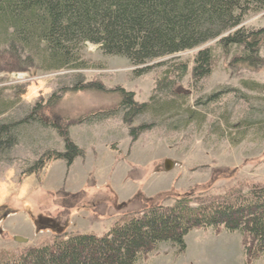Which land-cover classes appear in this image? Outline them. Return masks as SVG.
<instances>
[{
    "label": "rangeland",
    "instance_id": "374dc122",
    "mask_svg": "<svg viewBox=\"0 0 264 264\" xmlns=\"http://www.w3.org/2000/svg\"><path fill=\"white\" fill-rule=\"evenodd\" d=\"M244 24L264 27V12L251 15ZM206 46L214 48L212 75L194 85L189 72L179 82L181 91H189L184 107L191 105L205 118L203 123L186 124L188 114L181 108L162 114L148 111L136 116L131 125L123 121L120 111L93 124H74L91 112L116 106L120 98L112 89L118 86L133 92L138 103L149 101L169 64L190 61L192 68L198 48L151 61L150 70L141 75L136 70L146 65L135 66L125 57L104 54L90 42L83 50L90 66L84 69L0 71V99L6 106L0 120L21 119L37 101L45 103L58 92L59 101L47 105L43 114L53 122L70 121V137L85 151L70 167L57 160L39 176L22 179L26 167L44 151L63 150V141L52 127L38 122L22 126L19 144L0 156V257L50 243L63 233L103 234L124 214L133 213L137 207L124 203L139 190L147 197L195 191L221 198L264 184V91L243 85L247 80L264 84V61L258 67L233 68L230 62L238 50L226 54L216 41ZM260 56L264 60V45ZM78 81H101L107 91H72L70 87ZM16 87L25 90L19 98ZM226 88L237 90L220 102L204 105L209 94ZM164 93L158 97L163 99ZM240 93L248 100L238 97ZM141 124L152 127L132 141L129 128ZM166 161H170L169 170ZM18 237L24 241H17ZM185 239L184 253L163 243L140 264H264V256L244 254L249 242L237 232L194 229Z\"/></svg>",
    "mask_w": 264,
    "mask_h": 264
},
{
    "label": "trees",
    "instance_id": "16d2710c",
    "mask_svg": "<svg viewBox=\"0 0 264 264\" xmlns=\"http://www.w3.org/2000/svg\"><path fill=\"white\" fill-rule=\"evenodd\" d=\"M262 12L264 0H0V71L84 69L90 66L83 56L90 42L104 54L125 57L135 66L146 65L136 70L141 75L150 70L147 64L151 61L198 48L192 68L190 61L169 64L157 79L149 101L138 103L133 92L118 86L112 89L120 98L116 106L91 112L74 124H93L120 111L123 121L131 125L136 116L148 111L162 114L181 108L188 114L186 124L203 123L205 118L201 119L191 105L184 107L189 91H181L179 82L189 72L194 85L212 75L214 48L206 46L212 41L226 54L233 48L239 51L230 62L233 68L262 65L264 27L244 24L248 17ZM243 85L252 91H264V84L255 81H243ZM70 88L107 91L101 81H78ZM15 89L18 98L25 92L20 87ZM235 90L211 93L204 105L220 102ZM162 92L167 95L163 99L158 97ZM60 96L54 92L45 103L37 101L21 119L0 120V156L19 144L22 126L31 122L52 127L63 141L62 151H44L26 167L22 179L39 176L53 161L63 160L70 167L76 158L84 156V149L70 137V121L53 122L43 114L45 107L56 104ZM238 97L248 100L244 93ZM5 110L0 99V115ZM151 127H130L132 141ZM163 199L171 202H160ZM124 204L137 208L103 234H59L50 243L0 257V264H140L163 243L184 253L185 238L194 229L240 233L249 242L244 246L246 256H264V184L252 186L245 194L229 193L221 198L195 191L160 192L147 197L139 190Z\"/></svg>",
    "mask_w": 264,
    "mask_h": 264
},
{
    "label": "water",
    "instance_id": "95a60500",
    "mask_svg": "<svg viewBox=\"0 0 264 264\" xmlns=\"http://www.w3.org/2000/svg\"><path fill=\"white\" fill-rule=\"evenodd\" d=\"M165 167H166L167 170L170 169V167H171V166H170V161H166ZM17 241H19V242H23L24 239H22L21 237H18V238H17Z\"/></svg>",
    "mask_w": 264,
    "mask_h": 264
}]
</instances>
